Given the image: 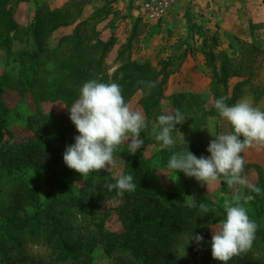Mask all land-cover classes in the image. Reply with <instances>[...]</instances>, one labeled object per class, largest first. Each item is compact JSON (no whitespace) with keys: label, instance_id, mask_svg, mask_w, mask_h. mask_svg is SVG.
Wrapping results in <instances>:
<instances>
[{"label":"rangeland","instance_id":"rangeland-1","mask_svg":"<svg viewBox=\"0 0 264 264\" xmlns=\"http://www.w3.org/2000/svg\"><path fill=\"white\" fill-rule=\"evenodd\" d=\"M67 3L75 22L53 33L50 47L100 12L98 37L115 38L106 59L109 73L130 38L131 60L140 54L135 61L158 69L170 62L173 78L160 105L165 122L150 124L143 145L125 130L131 117H144L138 95L121 108L112 96L67 107L0 88V264H141L125 247L127 240L135 247L142 244L149 264H234L226 258L234 254L239 264H260L246 236L264 226V191H250L260 184L255 166L264 173V72L257 65L262 63L245 48L241 65L235 64L234 56L218 50L217 41H192L194 35L191 40L153 38L164 33L162 20L146 21L141 0H67L58 7ZM37 8L51 7L44 0H18V23L27 26ZM120 34L124 41H117ZM221 53L232 70L227 90L214 79ZM5 58L0 52V73ZM239 78L247 84L234 104L242 127L236 138L228 99ZM176 94L180 106L172 101ZM191 99L193 104H187ZM38 147L49 160L32 165L29 157ZM164 148L174 151L165 161L159 152ZM143 157L151 160L141 170ZM134 208L153 218L128 239ZM175 212L194 231L175 228ZM29 217H34L31 226L23 230L10 222ZM52 218L63 238L77 246L75 252L38 227Z\"/></svg>","mask_w":264,"mask_h":264},{"label":"trees","instance_id":"trees-1","mask_svg":"<svg viewBox=\"0 0 264 264\" xmlns=\"http://www.w3.org/2000/svg\"><path fill=\"white\" fill-rule=\"evenodd\" d=\"M24 1V0H20ZM18 0H0V52L5 53V69L0 73V88H8L28 92L35 102H59L67 107H72L77 102H90L104 96H112L116 108L126 106L129 100L138 95V102L144 113L142 120L131 117L125 130L132 136L143 142L149 126L153 122L164 124V114L161 111V102L164 98V90L172 70L168 67L169 61L161 62L158 69L150 62H138L131 60V38L121 47L115 56V69L109 73L111 66L106 62L111 47L114 44V36L107 40L98 37L97 24L100 22V12L78 22L71 33L61 36L54 47H50L48 39L61 27L69 26L75 22L70 4L56 8H37L33 19L27 26H21L15 18V6ZM18 42L25 46L16 48ZM26 47H31L27 49ZM222 60L216 69L215 82L227 90L229 79L232 76L231 65L222 54ZM247 81L237 82L228 99V109L231 130L234 137L241 136V123L235 111L236 101L243 95L242 86ZM224 97L227 96V91ZM180 94L172 95V101L179 105ZM217 100H222L217 95ZM193 99L187 104H193ZM62 142H70L64 139ZM145 141L142 143L144 145ZM142 145V146H143ZM91 147V148H89ZM87 149L92 150L89 145ZM144 149V148H143ZM160 154L165 161L174 154L167 148L161 149ZM140 161L139 169L147 168L151 157ZM49 160L45 149L35 148L32 150L29 161L32 165ZM258 172V182L250 191H264V173L261 168L255 166ZM175 228L187 226L188 230L194 231L185 216L178 212L173 214ZM29 217L24 220H11L15 229L23 230L31 226ZM149 211L141 213L134 208L133 217L128 228V239L134 228L152 219ZM199 222V221H198ZM38 227L48 231L51 237H55L60 245L68 252H75L77 246L67 242L58 228L57 218L39 224ZM202 225V234L205 235ZM197 233V232H196ZM246 243L258 256V262L264 264V226L256 227L246 236ZM161 246V245H159ZM130 254L141 264H149V255H146L142 244L137 247L130 243L125 244ZM158 249H162L158 247ZM230 263L239 264L240 256L227 255Z\"/></svg>","mask_w":264,"mask_h":264},{"label":"crops","instance_id":"crops-1","mask_svg":"<svg viewBox=\"0 0 264 264\" xmlns=\"http://www.w3.org/2000/svg\"><path fill=\"white\" fill-rule=\"evenodd\" d=\"M44 1L54 8L67 0ZM161 23L164 33L158 36L154 34L153 38H167L172 41L178 36L183 40L190 36L191 40L194 35L192 41H217L218 50H224L230 54V58L234 56L235 64L239 62L240 65L246 55L244 49L247 48V55L252 54L261 62V66L257 65L264 72V0H177ZM117 41H124L122 34ZM120 45L121 43L118 46ZM144 49L145 47L143 52ZM139 56L140 54L132 57V60H137ZM257 65L254 66L255 72ZM243 67L244 65L239 69ZM170 77L173 78V74ZM239 79L235 84L244 81Z\"/></svg>","mask_w":264,"mask_h":264},{"label":"built area","instance_id":"built-area-1","mask_svg":"<svg viewBox=\"0 0 264 264\" xmlns=\"http://www.w3.org/2000/svg\"><path fill=\"white\" fill-rule=\"evenodd\" d=\"M177 0H141L143 18L151 23L163 20L174 8Z\"/></svg>","mask_w":264,"mask_h":264}]
</instances>
